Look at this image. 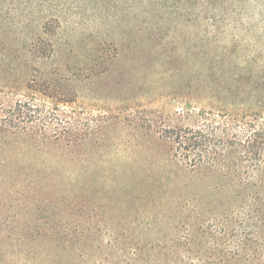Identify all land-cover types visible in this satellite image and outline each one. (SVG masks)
Wrapping results in <instances>:
<instances>
[{"label": "rangeland", "instance_id": "1", "mask_svg": "<svg viewBox=\"0 0 264 264\" xmlns=\"http://www.w3.org/2000/svg\"><path fill=\"white\" fill-rule=\"evenodd\" d=\"M56 7L59 22L45 29L36 15L10 19L0 11V117L25 100L45 112L73 107L66 135L76 141L43 145L34 126V138L28 131L23 141L5 144L7 161L21 171L14 181L0 176V264H173L187 255L179 221L204 217L200 208L225 202L230 190L219 176L174 163L160 131L207 117L188 93L195 69L215 62L205 57L211 47L204 31L221 26L217 35L227 49L214 55L228 59L250 53L255 41L263 47L264 28L130 15L109 46V0H62ZM195 30L203 33L191 41ZM35 33L51 45L29 48Z\"/></svg>", "mask_w": 264, "mask_h": 264}, {"label": "trees", "instance_id": "2", "mask_svg": "<svg viewBox=\"0 0 264 264\" xmlns=\"http://www.w3.org/2000/svg\"><path fill=\"white\" fill-rule=\"evenodd\" d=\"M60 2L0 0V11L10 19L36 15L45 29L52 22H59V15L52 10L62 14V9H56ZM256 13L259 19L255 20ZM140 14L149 21L161 16H187L188 21L194 22L199 19L213 24L235 22L234 29L252 22L264 28V0H109V46L119 23L130 15ZM210 28L204 33L195 30L191 41L203 33L206 47H211L205 51V57L215 62L198 65L195 78L188 85V93L207 117L196 126L162 129L160 139L174 163L190 172L219 176L223 188H229L230 196L218 205L200 208L207 212L204 217L192 215L179 221L180 243L187 255L173 264H230L234 258L243 259L244 264H264V43L259 47L255 41L250 53L239 55L234 51L238 58H218L214 54L221 50L224 53L227 42L218 38L221 26ZM209 35L214 38L209 40ZM45 44L48 43L36 33L28 41L34 51ZM194 55L199 57V52ZM74 117L73 107H56L45 112L29 100L18 101L6 110V115L0 117L1 178L14 181L21 171L12 160L7 161L11 150L5 144L10 138L23 141L21 136L28 131L34 138L37 126L40 130L35 133L39 132L41 144L70 146L76 141L66 132ZM50 124L54 127L48 133ZM18 152H22L23 158L30 156L27 148H18ZM23 174L31 175L25 171ZM198 208L197 201L190 202L193 213L198 214ZM109 264L160 263L109 259Z\"/></svg>", "mask_w": 264, "mask_h": 264}]
</instances>
